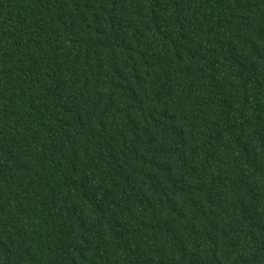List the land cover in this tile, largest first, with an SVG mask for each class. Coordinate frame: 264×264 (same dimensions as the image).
<instances>
[{
  "label": "trees",
  "instance_id": "obj_1",
  "mask_svg": "<svg viewBox=\"0 0 264 264\" xmlns=\"http://www.w3.org/2000/svg\"><path fill=\"white\" fill-rule=\"evenodd\" d=\"M0 264H264V0H0Z\"/></svg>",
  "mask_w": 264,
  "mask_h": 264
}]
</instances>
